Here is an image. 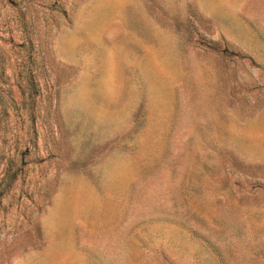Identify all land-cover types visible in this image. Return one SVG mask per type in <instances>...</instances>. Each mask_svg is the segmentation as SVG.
<instances>
[{"label": "rangeland", "instance_id": "obj_1", "mask_svg": "<svg viewBox=\"0 0 264 264\" xmlns=\"http://www.w3.org/2000/svg\"><path fill=\"white\" fill-rule=\"evenodd\" d=\"M0 264H264V0H0Z\"/></svg>", "mask_w": 264, "mask_h": 264}]
</instances>
